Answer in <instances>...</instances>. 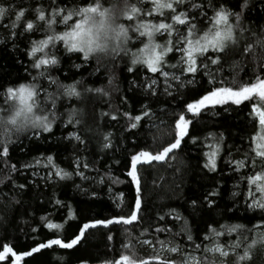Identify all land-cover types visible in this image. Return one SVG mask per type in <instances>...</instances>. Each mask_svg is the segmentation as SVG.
I'll return each mask as SVG.
<instances>
[{
    "label": "snow or ice",
    "instance_id": "6c2138e0",
    "mask_svg": "<svg viewBox=\"0 0 264 264\" xmlns=\"http://www.w3.org/2000/svg\"><path fill=\"white\" fill-rule=\"evenodd\" d=\"M0 53L23 70L15 79L0 73V264H49L48 252L78 250L92 230H106L108 242L119 237L99 264H253L264 258V0H0ZM128 92L138 97L135 106ZM213 110L217 116L244 111L247 142L236 148L238 158L225 131L207 124L198 130ZM117 124L132 137L147 125L150 139H132L123 161L102 164L120 150L116 134L103 130ZM57 130H63L57 143L72 146L70 170L46 152L19 166L10 162L25 141L35 147ZM189 144L202 149V171L217 173L222 162L234 174L231 205L205 221L202 232L175 207L146 223L148 178L160 169L180 172L174 162ZM121 164L124 179L112 174ZM69 182L93 201L97 186L111 193L125 184L130 196L119 190L103 212L85 216L54 194L51 210L43 209L32 227L36 211L23 199L30 187L47 191ZM221 195L216 187L188 203L193 211H211ZM17 218L30 228L31 242L22 247L6 242L9 227L23 231Z\"/></svg>",
    "mask_w": 264,
    "mask_h": 264
},
{
    "label": "trees",
    "instance_id": "16d2710c",
    "mask_svg": "<svg viewBox=\"0 0 264 264\" xmlns=\"http://www.w3.org/2000/svg\"><path fill=\"white\" fill-rule=\"evenodd\" d=\"M259 7V6H258ZM252 15H256V10H253ZM17 59H21L19 53L15 54ZM27 63V61H25ZM0 73H11V79H15L18 70L23 74V70L20 69L19 64H13L12 60L0 53ZM87 75V73H85ZM124 78L127 80L131 79L130 74H124ZM122 87L126 88L127 85L124 84ZM128 97L133 106L137 104L138 97L128 92ZM118 102V97H114L113 103ZM87 109L89 112V123H93L91 113L92 105L89 102L87 104ZM107 110V108H105ZM213 112H209L204 119L197 125L198 130L202 129L203 125L207 124L209 126H214L216 129L225 131L228 137V144L232 146V151L238 158L240 153L236 152V148L240 147L247 142V136L244 134V111L232 112L229 116L221 112L218 116L214 115ZM103 130H111L116 134L117 140L120 141V150L113 153H108L104 161L108 164H112L114 159L119 158L121 161L124 160V148H131L132 139H137L139 143H143L145 140L150 139V133L148 126L145 125L143 130L139 132L137 137H132L122 131L119 124L115 125L113 128L108 129L105 127ZM63 130H57L56 137H50L47 142L41 140L35 147H29L28 141H25V148L21 150L20 148L15 149L11 152L10 162L16 163L18 166L32 162L33 159L40 155L41 152H46L48 154H53L56 156L57 163L61 166L71 169L72 165L70 162L72 146L67 142L57 143V137L60 136V132ZM231 133V134H229ZM244 137L241 139V137ZM98 139V138H97ZM95 143V140H94ZM38 149V150H37ZM201 147L199 145L189 144L184 152L180 153L177 160L174 162L176 168H180V172H176L173 168L160 169L154 176L148 178V183L144 190V201H145V211L144 215L146 217V223L151 221L148 220L149 217H154L157 211L166 210L168 207L179 208L180 211L188 217L189 221L192 223L194 228L198 231H203L205 221L211 218H219V214L224 210L226 206L231 205L232 198L230 192L234 189L236 183V177L234 174H230L229 169L222 162L219 164V170L217 173H207L202 171L203 159L201 157ZM68 157V159H65ZM98 158V157H97ZM3 161L0 160V164ZM25 177L31 178V170H24ZM103 172V168L101 169ZM123 164L113 165L112 174L119 176L124 179L122 175ZM38 175H43V169H37ZM19 182L26 183L24 177H17ZM155 180V185L152 181ZM76 183H81L79 179ZM180 185L179 188L176 186ZM87 186V185H86ZM216 187H219L222 195L216 198L217 205L214 210H208L207 208H200L196 211L189 206V201L192 199H197L201 201L203 196L209 191ZM99 199L93 201L89 197L78 193L73 187L71 182L68 183L67 187L60 188L59 186L55 188H49L47 191L37 190L35 188L29 189L26 195L23 197L25 201V206L28 207L31 212L35 209L36 216L34 219L30 220V225L35 227L38 225L39 216L44 215L43 209L47 208L51 210V205L48 203V198L52 195H57L61 199H65L70 202L74 208H80L85 216H95L98 213L103 212L105 208L110 206L109 196L115 195L119 190H123L126 196H130V190L125 184H117L113 186L112 192L110 193L107 188H102L97 186L96 188ZM43 198L45 203L41 205L39 200ZM87 201V203L85 202ZM103 201V202H101ZM231 215V213H229ZM237 215H243V209L241 208ZM28 217H24L27 219ZM59 214L55 217L59 220ZM16 225L22 228L23 231H19L17 227H9L7 229V241L9 243H15L19 246H24L31 242V236H26L25 233L30 231L29 225L23 224L19 218L16 220ZM46 231V230H45ZM73 229L69 228L68 232L71 234ZM106 230H92L87 237V242H82L78 246V250H60L48 252L47 259L49 264H79L80 257L88 258L90 264H99V260L104 257L107 253L109 256L112 255L109 252V248L113 243L119 242V237L116 241L108 242L105 236ZM122 235V233H121ZM5 229L0 227V243L5 242ZM163 238V237H161ZM144 254H148V250H143ZM58 257H63V259H58ZM253 264H264V258L257 256Z\"/></svg>",
    "mask_w": 264,
    "mask_h": 264
}]
</instances>
